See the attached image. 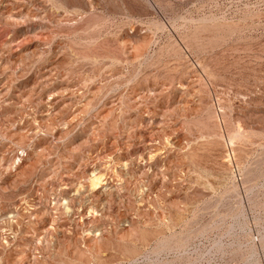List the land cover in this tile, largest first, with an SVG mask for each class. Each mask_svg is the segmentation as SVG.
<instances>
[{
  "label": "rangeland",
  "instance_id": "1",
  "mask_svg": "<svg viewBox=\"0 0 264 264\" xmlns=\"http://www.w3.org/2000/svg\"><path fill=\"white\" fill-rule=\"evenodd\" d=\"M0 264H264V0H0Z\"/></svg>",
  "mask_w": 264,
  "mask_h": 264
},
{
  "label": "bare ground",
  "instance_id": "2",
  "mask_svg": "<svg viewBox=\"0 0 264 264\" xmlns=\"http://www.w3.org/2000/svg\"><path fill=\"white\" fill-rule=\"evenodd\" d=\"M152 95H153V94H152ZM152 95H151V97H152ZM151 116H152V115H151ZM148 122H149V121H148ZM145 124H147V122H146ZM154 125H155V124H154ZM171 125H172V124H171ZM175 125H176V124H175ZM103 126H104V125H103ZM151 127H152V126H151ZM155 127H156V126H155ZM153 128H154V127H153ZM104 130H105V129H104ZM100 131H103V130H100ZM100 134H101V133H100ZM90 139H91V138H90ZM125 143H126V142H125ZM140 145H141V144H140ZM128 146H129V145H128ZM135 147H136V146H135ZM138 147H139V146H138ZM138 147H137V148H138ZM132 148H133V147H132ZM144 149H145V147H144ZM117 150H118V149H117ZM130 150H131V149H130ZM114 151H115V150H114ZM140 151H141V150H140ZM117 152H118V151H117ZM86 153H87V152H86ZM141 154H143V153H141ZM89 155H90V154H89ZM84 161H85V160H84ZM82 162H83V161H82ZM14 163H15V162H14ZM80 163H81V162H80ZM88 163H90V162H88ZM89 165H90V164H89ZM89 165H88V166H89ZM82 166H83V165H82ZM86 166H87V165H86ZM88 166H87V167H88ZM93 168H94V167H93ZM86 169H87V168H86ZM69 175H70V174H69ZM101 178H102V177H101ZM93 181H94V184H95V185H97V184H98V186L101 185V184H99V183H100V177H96V179L93 180ZM92 183H93V182H92ZM92 183H91V184H92ZM98 186H97V187H98ZM104 194H105V193H104ZM33 204H34V203H33ZM65 205H66V204H65ZM41 206H42V205H41ZM95 206H96V205H95ZM32 207H34V206H32ZM39 207H40V206H39ZM53 207H54V206H53ZM58 207H59V206H58ZM60 207H61V206H60ZM98 207H99V206H98ZM56 208H57V207H56ZM56 208H55V209H56ZM32 209H33V208H32ZM32 209H31V210H32ZM35 209H36V208H35ZM93 209H95V208H93ZM97 209H99V208H97ZM43 210H44V209H43ZM50 210H51V207H50ZM37 211H38V210H37ZM31 212H33V211H31ZM40 212H41V211H40ZM102 212H103V211H102ZM34 213H35V212H34ZM94 213H95V212H94ZM30 214H31V213H30ZM43 214H44V212H43ZM90 215H91V214H90ZM36 216H37V215H36ZM94 216H95V215H94ZM42 217H43V215H42ZM81 217H82V216H81ZM32 220H33V219H32ZM40 220H41V219H40ZM91 220H92V219H91ZM44 221H46V220H44ZM50 221H51V220H50ZM92 221H93V220H92ZM31 222H32V221H31ZM42 222H43V221H42ZM51 222H52V221H51ZM93 222H94V221H93ZM28 223H29V222H28ZM37 223H38V222H37ZM45 224H46V223H45ZM49 224H51V223L49 222ZM57 225H59V223H58ZM34 226H35V225H34ZM26 227H27V226H26ZM87 227H88V226H87ZM38 228H39V227H38ZM99 228H100V227H99ZM99 228L96 229V227H95V229L98 230V231H99ZM22 229H23V228H22ZM40 229H41V228H40ZM49 229H50V228H49ZM51 229H52V227H51ZM101 229H102V228H101ZM26 230H27V229H26ZM47 230H48V229H47ZM21 231H22V230H21ZM94 231H95V230H94ZM98 231H97V232H98ZM27 232H28V231H27ZM47 232H48V231H47ZM25 233H26V232H25ZM99 233H100V232H99ZM99 233H98V234H99ZM94 234H95V233H94ZM32 235H33V234H32ZM20 236H21V235H20ZM27 236H28V235H27ZM33 236H34V235H33ZM41 236H42V234H41ZM94 236H95V235H94ZM25 237H26V236H25ZM88 237H89V236H88ZM3 238H4V237H3ZM6 238H7V237H6ZM35 238H36V237H35ZM46 238H47V237H46ZM94 238H95V237H94ZM97 238H98V237H97ZM39 239H40V238H39ZM37 241H38V240H37ZM38 242H39V241H38ZM10 243H11V242H10ZM25 243H26V242H25ZM38 244H39V243H38ZM40 244H41V243H40ZM26 245H27V244H26ZM30 246H31V245H30ZM36 246H37V245H36ZM39 247H40V246H39ZM19 249H20V248H19ZM24 249H25V248H24ZM16 250H17V248H16ZM40 251H41V250H40ZM31 252H32V251H31ZM21 253H22V252H21ZM29 256H30V254H29ZM33 256H34V255H33ZM34 258H35V257H34Z\"/></svg>",
  "mask_w": 264,
  "mask_h": 264
}]
</instances>
